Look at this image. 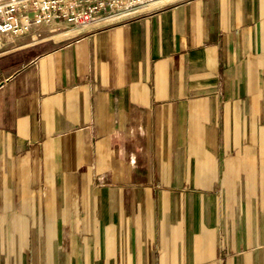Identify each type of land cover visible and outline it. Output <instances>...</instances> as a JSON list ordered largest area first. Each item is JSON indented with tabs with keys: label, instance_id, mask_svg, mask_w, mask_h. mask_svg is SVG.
Wrapping results in <instances>:
<instances>
[{
	"label": "crops",
	"instance_id": "obj_1",
	"mask_svg": "<svg viewBox=\"0 0 264 264\" xmlns=\"http://www.w3.org/2000/svg\"><path fill=\"white\" fill-rule=\"evenodd\" d=\"M0 264H264V0L0 42Z\"/></svg>",
	"mask_w": 264,
	"mask_h": 264
},
{
	"label": "built area",
	"instance_id": "obj_2",
	"mask_svg": "<svg viewBox=\"0 0 264 264\" xmlns=\"http://www.w3.org/2000/svg\"><path fill=\"white\" fill-rule=\"evenodd\" d=\"M142 0H5L0 2V42L34 24L66 22L77 32L129 13Z\"/></svg>",
	"mask_w": 264,
	"mask_h": 264
},
{
	"label": "rangeland",
	"instance_id": "obj_3",
	"mask_svg": "<svg viewBox=\"0 0 264 264\" xmlns=\"http://www.w3.org/2000/svg\"><path fill=\"white\" fill-rule=\"evenodd\" d=\"M2 1H5V0H0V2H2Z\"/></svg>",
	"mask_w": 264,
	"mask_h": 264
}]
</instances>
